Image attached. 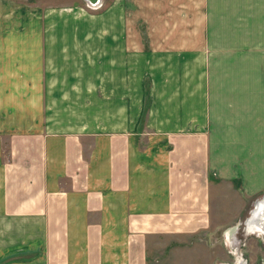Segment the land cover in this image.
<instances>
[{
  "label": "crops",
  "instance_id": "1",
  "mask_svg": "<svg viewBox=\"0 0 264 264\" xmlns=\"http://www.w3.org/2000/svg\"><path fill=\"white\" fill-rule=\"evenodd\" d=\"M156 3L174 6L165 21L175 23L155 65L175 68L159 85L144 74L154 86L148 108L144 89L123 109H103L97 87L130 88L133 69L122 62L119 72L117 58L133 52L85 42L101 38L94 30H36L31 20L0 35L1 102L21 99L15 78L27 76L30 119H48L44 134L0 142V228L30 231L39 264H157L208 235L224 247L245 197L264 189V0ZM226 258L221 249L204 257Z\"/></svg>",
  "mask_w": 264,
  "mask_h": 264
},
{
  "label": "rangeland",
  "instance_id": "2",
  "mask_svg": "<svg viewBox=\"0 0 264 264\" xmlns=\"http://www.w3.org/2000/svg\"><path fill=\"white\" fill-rule=\"evenodd\" d=\"M157 1L160 0H102L99 5L97 3L94 5L87 0H0V35L5 32H8V36L12 34V31H26L29 29L31 20H34L33 28L36 30L43 28L44 30L48 28L49 30L64 29L71 31H75V29L94 30L95 35L98 34L101 38H88L85 42H93L92 45H97V47L113 45L123 50L127 47V53L133 52V58L126 59L127 57H123V52L117 58L118 67L120 66L117 67L119 72L122 62H127L128 66L133 69L130 76V83L132 84L130 88L120 86L112 90L113 87L108 84L97 87L96 92L103 98V109L106 108L111 111L114 107L120 108L118 103L123 109L124 103L136 100L134 95L142 94L144 89L146 91L144 97L146 107L149 98L151 102V91L154 92V86L150 79L143 82L148 75L144 77V74L151 71L153 77L157 78L156 83L161 84V76L166 72L171 73L173 78L175 68L173 64L171 72L164 66L155 65L159 61L157 60L159 49L165 45L163 36H166L164 40L167 41V31H170L175 23V20L173 22L165 21L168 15H171V18L175 17L174 6L164 5L162 9L161 7L159 9L156 5ZM151 3L156 4L152 5ZM158 29H160V34L162 32V43L161 39L157 37ZM110 30L116 31L119 36L112 38L113 42L109 41L108 32ZM123 31H127L128 34ZM126 36L128 37L127 42L124 38ZM109 54L113 53L109 50ZM60 66L57 61H54L53 76L57 78V83L60 82V76L57 75V69ZM1 80L5 82L8 79L2 76ZM29 81L30 79L24 75L15 78V82L22 84L21 99L11 98L9 101L3 100L2 102L0 100V142L2 144H10L11 137L14 135L11 133L17 131L23 135L25 132L33 135L38 132L44 134L43 130L47 127L48 119L46 117L41 119L33 117L34 121L30 119L32 116L29 114L31 101L26 94L30 91L26 85ZM33 86L36 88L37 85L33 82ZM42 86L43 84H41L40 90ZM130 92L133 93L132 97ZM3 93L11 94L10 87H6ZM122 96H130L131 99L121 98ZM16 103L20 104L18 111L14 108ZM53 104L55 110L58 106L57 98H54ZM147 112L148 110H145L143 113L142 123L146 121ZM111 119L113 117L104 114L103 111L99 122L102 126L109 127ZM235 183L236 185L240 184ZM245 198V208L235 224L237 227L235 236L231 239L230 235H226V246H221V239L215 235L213 237L211 235L193 237L189 239L191 240L190 243H183L181 247H175L169 252L158 253L162 255L161 258L164 260H161V263L157 262V264H264V234L257 231H253L254 234L246 233L247 230L250 231L247 223L251 213L257 203L264 198V189L257 196L250 198L246 196ZM15 228V230L10 229V225L6 228H0V264H39L35 262L36 258L32 256L38 248L31 244L35 242V236L31 233L29 235L30 231L28 230L18 229L16 226ZM248 237H250L249 240ZM246 240L248 241L247 246L244 244ZM199 243H204L206 247H199ZM220 249L226 252V261L215 263L205 261V255L216 256ZM166 254L173 255L176 261L166 262Z\"/></svg>",
  "mask_w": 264,
  "mask_h": 264
},
{
  "label": "bare ground",
  "instance_id": "3",
  "mask_svg": "<svg viewBox=\"0 0 264 264\" xmlns=\"http://www.w3.org/2000/svg\"><path fill=\"white\" fill-rule=\"evenodd\" d=\"M102 0H99L97 2V5H99L101 3ZM91 2L92 4H96L95 2L92 1H88ZM248 227L250 228V231H257L260 234H264V198L262 200H260L255 209L253 210V212L251 213V217L248 220Z\"/></svg>",
  "mask_w": 264,
  "mask_h": 264
},
{
  "label": "water",
  "instance_id": "4",
  "mask_svg": "<svg viewBox=\"0 0 264 264\" xmlns=\"http://www.w3.org/2000/svg\"><path fill=\"white\" fill-rule=\"evenodd\" d=\"M87 1H92V2L97 3L99 0H87Z\"/></svg>",
  "mask_w": 264,
  "mask_h": 264
}]
</instances>
